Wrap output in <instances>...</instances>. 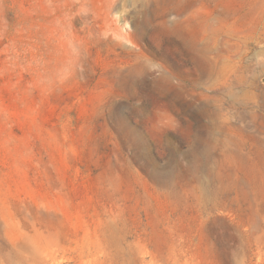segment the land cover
<instances>
[{
    "label": "rangeland",
    "instance_id": "374dc122",
    "mask_svg": "<svg viewBox=\"0 0 264 264\" xmlns=\"http://www.w3.org/2000/svg\"><path fill=\"white\" fill-rule=\"evenodd\" d=\"M0 264H264V0H0Z\"/></svg>",
    "mask_w": 264,
    "mask_h": 264
}]
</instances>
